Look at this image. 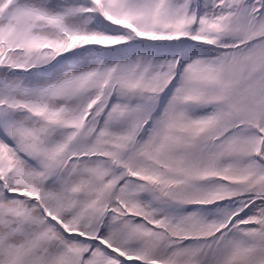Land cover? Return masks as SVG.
<instances>
[{
    "label": "snow or ice",
    "instance_id": "6c2138e0",
    "mask_svg": "<svg viewBox=\"0 0 264 264\" xmlns=\"http://www.w3.org/2000/svg\"><path fill=\"white\" fill-rule=\"evenodd\" d=\"M0 264H264V0H0Z\"/></svg>",
    "mask_w": 264,
    "mask_h": 264
}]
</instances>
